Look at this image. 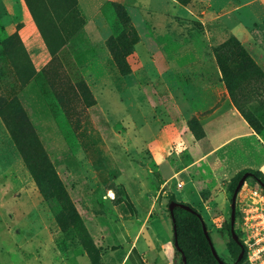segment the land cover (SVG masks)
<instances>
[{"label":"rangeland","instance_id":"1","mask_svg":"<svg viewBox=\"0 0 264 264\" xmlns=\"http://www.w3.org/2000/svg\"><path fill=\"white\" fill-rule=\"evenodd\" d=\"M162 1L139 20L138 0L102 2L110 31L94 44L79 0H0V264H131L120 223L141 225L147 195L159 203L140 231L141 248L148 232L157 237L144 264L181 261L159 244L174 238L172 198L195 208L219 258L236 262L234 180L244 170L252 176L242 187L264 180V42L255 33L264 19L249 22V37L245 17L205 0H167V11ZM108 87L116 111L105 126L92 108ZM181 231L188 264H215L190 222Z\"/></svg>","mask_w":264,"mask_h":264},{"label":"crops","instance_id":"2","mask_svg":"<svg viewBox=\"0 0 264 264\" xmlns=\"http://www.w3.org/2000/svg\"><path fill=\"white\" fill-rule=\"evenodd\" d=\"M104 1H111V0H79L80 5L83 7L84 10H86V17H87V21L85 24V31L88 34L89 40L94 43V44H100L102 43L105 38L107 33L110 31V27L109 25H106L102 20H100V14L101 12H99V7L102 4V2ZM116 1V0H113ZM204 1V0H202ZM205 2H207V5L210 6L211 8H215V9H222L225 11L224 15L225 16H235L237 18H241V17H245L247 19L246 22V27H247V33L249 34L248 36L251 37V32L254 30L253 29H249L250 25L249 22L251 21H260V19H264V0H205ZM138 8L140 10L137 9H132L133 13L132 14V18H136L137 20L142 19V18H146L147 17V13L145 12L147 9H150L151 7H155L154 6V0H138L137 4ZM162 11L163 10H168V2L167 0H163L162 1ZM186 10H188L189 12H192L191 9L186 8ZM149 17V16H148ZM242 21V20H241ZM261 26H263V23H261ZM260 26V27H261ZM257 33L260 37H261V42H262V47H263V42H264V35L262 33H264V28H259L257 29V31L255 32ZM143 42V41H142ZM138 46V45H137ZM264 49V47H263ZM99 97L101 99H98L97 105H95L92 108V111L97 113L98 117L103 121V124L105 126H109L110 124V117L109 114L112 111H116V109L113 107L112 103L110 102L112 98L115 97V92L111 91L110 88H105L103 89L100 94ZM235 119H239L238 116H234ZM243 121V120H242ZM241 126L243 127V124L241 123ZM240 129L242 127H240V125L238 126ZM247 135H251L249 132L247 133ZM0 135L2 136L0 138V146L2 144V140H5L4 138H6V133H5V128L3 129V127H0ZM242 134H239V132L234 133L235 137H239ZM234 136H230L228 137L227 140L234 138ZM11 151V150H10ZM3 167V161H1L0 159V169ZM198 191L199 192V188H191L190 191ZM154 195H152V197L150 198L149 195L146 196V198L148 199V201L146 200V206L147 209L149 208L148 211H145V217L141 223V225H139V223H135L136 225H131V229L133 231L130 232V230H128L127 226L124 225V223H120L121 225H123L124 229L127 231L129 238H130V243H131V248H135L138 252V254L142 257L143 252L147 251L148 255L152 254V250L148 249V244L149 245H153V240L157 239L156 235L154 232H148L147 233V241H144L143 247L141 248L140 246H138V243L136 242V236L140 235L141 239H143V232L141 228H145L147 229V226L149 224V221L151 220L152 216H153V209H157L158 208V198H156ZM143 224V225H142ZM134 232V233H132ZM141 242V241H140ZM160 246L168 249V245L171 247L174 246V241L170 242L168 240H163L161 242H159ZM168 244V245H167ZM169 248V249H170ZM175 248V246H174ZM142 260H144V258L142 257ZM124 261H128L127 258V253H124Z\"/></svg>","mask_w":264,"mask_h":264},{"label":"trees","instance_id":"3","mask_svg":"<svg viewBox=\"0 0 264 264\" xmlns=\"http://www.w3.org/2000/svg\"><path fill=\"white\" fill-rule=\"evenodd\" d=\"M120 39H122V37H120L118 40H120ZM232 43H234L235 46H236L235 48H236V51H237V56H240L243 59L245 58L251 64V60L246 56V54L240 51V43H239V41L236 38H233L232 39ZM223 49L224 48H221L218 52H216L215 56H216V59L218 61L219 66H220V68H221V70L223 72V75L225 77L226 85L230 89V86H229L227 80L231 76H230V74L228 72L227 59H226V56H225L226 54H224L225 50H223ZM222 50H223V52H222ZM243 116L247 120L249 125H252L249 115L243 114ZM246 172H249V170H244L240 174L237 175L236 179L234 180L235 187H236L238 181L240 180V178ZM254 180L257 183H259V182L264 183V180L261 177H254ZM171 201H174V198H172ZM188 206L192 209V212H189V211H187V210H185V209H183V208H181L179 206H176L174 208V211H173L174 219H175V225H176V233H177L178 245H179V249H180V251H179V250H177L175 248L176 251L179 252L180 255H181V253H183L186 256L187 264H188V258H187L186 252H185V250L183 248L182 231H181L182 222L188 221V222L191 223L193 231H194V234L200 240V242H201L202 246L204 247L206 253L210 256V258L213 260V262L215 264H219L216 261V259L213 257V255L211 253V250H210V246L208 244V241H207V239H206V237L204 235V232H203V229H202V223L205 224L204 220L202 219L200 213L195 208L191 207L190 205H188ZM236 218H237V213H236ZM114 224H116V223H114ZM172 228H173V222H172ZM230 228H231V225H230ZM173 241H174V238H173ZM230 242H231V245L233 247L232 251L234 252V258H235L234 260H236L237 257L240 254V247L232 239L231 234H230ZM241 244H242V242H241ZM126 253H127L128 261L131 260V264H144V261L142 260V257L138 254L137 250L134 247L131 248V243L130 242H129L128 247L126 249ZM243 261H245V254L243 255V258L241 259V261L238 264L242 263ZM179 264H183L182 259H181Z\"/></svg>","mask_w":264,"mask_h":264},{"label":"built area","instance_id":"4","mask_svg":"<svg viewBox=\"0 0 264 264\" xmlns=\"http://www.w3.org/2000/svg\"><path fill=\"white\" fill-rule=\"evenodd\" d=\"M236 200L239 217L237 224L245 234L242 243L245 260L247 264H264V188L243 186Z\"/></svg>","mask_w":264,"mask_h":264},{"label":"water","instance_id":"5","mask_svg":"<svg viewBox=\"0 0 264 264\" xmlns=\"http://www.w3.org/2000/svg\"><path fill=\"white\" fill-rule=\"evenodd\" d=\"M252 174L249 173V172H246L243 174V176L240 178V180L238 181L235 189H234V192L232 194V201H231V205H230V210H231V214H230V225H231V229H230V234H231V237L232 239L237 243V245L240 247V254L239 256L237 257L236 259V262L234 264H237L241 261V259L243 258V255H244V248H243V245L241 244L235 230H234V224H235V220H236V197H237V194L240 190V188L242 187L243 183L245 182V180L248 178V177H251ZM259 185L264 188V183L262 182H259ZM176 206H179L189 212H192V209L186 205V204H183V203H179V202H176V201H171L168 205V209H169V213H170V216H171V219H172V222H173V237H174V246L177 250L180 251L179 249V245H178V239H177V233H176V225H175V219H174V208ZM202 229H203V232H204V235L208 241V244L210 246V250H211V253L213 255V257L216 259V261L219 263V264H226L225 262H223L219 256L217 255V252L213 246V243H212V240L209 236V233L207 231V227L204 223H202ZM181 259H182V262L183 264H187V259H186V256L181 253Z\"/></svg>","mask_w":264,"mask_h":264},{"label":"bare ground","instance_id":"6","mask_svg":"<svg viewBox=\"0 0 264 264\" xmlns=\"http://www.w3.org/2000/svg\"><path fill=\"white\" fill-rule=\"evenodd\" d=\"M139 239H141V236H140V235H137V236H136V242H137V243L139 242ZM218 248H219V246H218Z\"/></svg>","mask_w":264,"mask_h":264}]
</instances>
